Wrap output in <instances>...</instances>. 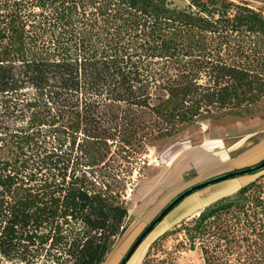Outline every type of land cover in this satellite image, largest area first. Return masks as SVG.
Returning <instances> with one entry per match:
<instances>
[{
    "label": "trees",
    "instance_id": "obj_1",
    "mask_svg": "<svg viewBox=\"0 0 264 264\" xmlns=\"http://www.w3.org/2000/svg\"><path fill=\"white\" fill-rule=\"evenodd\" d=\"M229 11L215 0H0V264H101L127 229L122 176L148 144L255 112L264 17ZM258 178L204 208L190 237L227 240L210 221L248 202L264 211L250 192Z\"/></svg>",
    "mask_w": 264,
    "mask_h": 264
},
{
    "label": "rangeland",
    "instance_id": "obj_2",
    "mask_svg": "<svg viewBox=\"0 0 264 264\" xmlns=\"http://www.w3.org/2000/svg\"><path fill=\"white\" fill-rule=\"evenodd\" d=\"M168 1L178 9L190 4V0ZM215 1L218 7L222 3L229 4L230 17L242 7L264 17V0ZM241 119L250 124L264 119V101L257 105L253 114L184 125L175 136L146 146L131 167V173L123 174V184L117 190L128 211L124 220L127 229L101 264H120L136 238L178 194L205 180L249 168L264 160V131L252 133L241 129ZM214 127L219 131L211 135ZM258 128L264 129V125ZM213 137L218 141L215 144L208 139ZM229 139L236 142L225 147L224 142ZM241 145H244L240 149L243 152L236 150ZM262 174L264 170L230 178L186 197L149 233L127 264H264V251L254 248L256 243L264 244L259 233L264 230V211L255 209L251 201L249 208L237 217H233L235 214L231 211L221 216L222 219L210 221L227 231V240H218L215 236L190 237L204 208L215 205L224 196H229L228 200L235 199L239 187ZM250 192L264 198V175L257 179Z\"/></svg>",
    "mask_w": 264,
    "mask_h": 264
},
{
    "label": "water",
    "instance_id": "obj_3",
    "mask_svg": "<svg viewBox=\"0 0 264 264\" xmlns=\"http://www.w3.org/2000/svg\"><path fill=\"white\" fill-rule=\"evenodd\" d=\"M264 170V160L259 162L258 164L251 166L249 168L240 169V170H234L225 174H222L220 176H217L215 178H211L209 180H205L203 182H200L194 186H191L190 188L186 189L184 192L177 195L172 201H170L160 212L159 214L146 226V228L143 230V232L136 238L128 252L125 254L123 259L121 260L120 264H126L136 249L140 246V244L144 241V239L149 235V233L167 216L169 212H171L182 200H184L186 197L190 196L194 192L205 188L209 185L216 184L218 182L246 175L251 173H258L260 171Z\"/></svg>",
    "mask_w": 264,
    "mask_h": 264
},
{
    "label": "crops",
    "instance_id": "obj_4",
    "mask_svg": "<svg viewBox=\"0 0 264 264\" xmlns=\"http://www.w3.org/2000/svg\"><path fill=\"white\" fill-rule=\"evenodd\" d=\"M262 101H264V99H262L259 103H261L262 104ZM242 121H241V124H240V127H243V128H241V129H246V130H250L252 133H255V132H259V131H264V129H261V128H258V129H256L259 125L260 126H262V125H264V119H260V120H258L255 124H250V123H248V121L247 120H245V119H241ZM245 121H247V122H245ZM214 129L215 130H213L214 132H212V133H210L211 135H214V134H216V132L217 131H219V129H218V127L216 128V127H214ZM221 132V131H220ZM250 132V133H251ZM209 139V141L212 143H214V142H218V141H215V137H213V138H208ZM236 141L235 140H226V142H224V146L225 147H228V146H232L233 145V143H235ZM215 144V143H214ZM248 145V144H247ZM246 145V146H247ZM243 147H244V145H241L239 148H237L236 150H239L240 152H243V150H240V149H243ZM239 153V152H238ZM202 208H200V209H198V211L199 210H201ZM198 211H195V212H198ZM194 213V212H193ZM193 213H191V214H193Z\"/></svg>",
    "mask_w": 264,
    "mask_h": 264
},
{
    "label": "flooded vegetation",
    "instance_id": "obj_5",
    "mask_svg": "<svg viewBox=\"0 0 264 264\" xmlns=\"http://www.w3.org/2000/svg\"><path fill=\"white\" fill-rule=\"evenodd\" d=\"M127 263H128V262H127ZM127 263H126V264H127Z\"/></svg>",
    "mask_w": 264,
    "mask_h": 264
}]
</instances>
